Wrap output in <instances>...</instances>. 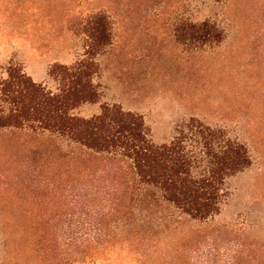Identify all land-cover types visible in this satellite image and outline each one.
I'll return each mask as SVG.
<instances>
[{"label": "rangeland", "instance_id": "obj_1", "mask_svg": "<svg viewBox=\"0 0 264 264\" xmlns=\"http://www.w3.org/2000/svg\"><path fill=\"white\" fill-rule=\"evenodd\" d=\"M112 24L98 56L100 98L143 115L156 144L195 117L245 143L219 214L195 220L155 188L118 187L116 161L49 133L0 128V264H261L264 257V0H0V78L23 65L50 88L55 63L85 51L95 13ZM216 22L219 44L177 38Z\"/></svg>", "mask_w": 264, "mask_h": 264}, {"label": "trees", "instance_id": "obj_2", "mask_svg": "<svg viewBox=\"0 0 264 264\" xmlns=\"http://www.w3.org/2000/svg\"><path fill=\"white\" fill-rule=\"evenodd\" d=\"M84 29L83 54L70 65L50 67L54 89L36 81L23 65L9 63L0 78V128L47 132L95 155L110 156L120 172L118 187L125 184L126 167L133 189L155 188L164 201L192 219L203 221L219 214L229 195L227 179L252 164L247 145L195 117L179 127L170 141L156 144L143 115L120 104L105 103L90 117L75 114L81 105L99 100L97 56L112 43V24L105 13L91 15ZM177 38L199 45L219 44L224 32L205 19L179 24Z\"/></svg>", "mask_w": 264, "mask_h": 264}]
</instances>
